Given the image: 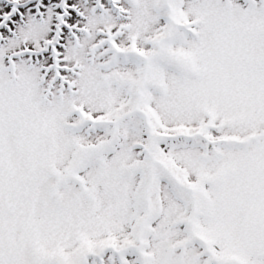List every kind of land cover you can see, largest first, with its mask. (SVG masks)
<instances>
[{
  "label": "snow or ice",
  "instance_id": "1",
  "mask_svg": "<svg viewBox=\"0 0 264 264\" xmlns=\"http://www.w3.org/2000/svg\"><path fill=\"white\" fill-rule=\"evenodd\" d=\"M0 264H264V0H0Z\"/></svg>",
  "mask_w": 264,
  "mask_h": 264
}]
</instances>
